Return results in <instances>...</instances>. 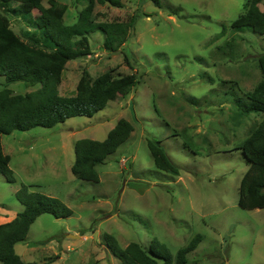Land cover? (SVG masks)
<instances>
[{
  "label": "rangeland",
  "instance_id": "obj_1",
  "mask_svg": "<svg viewBox=\"0 0 264 264\" xmlns=\"http://www.w3.org/2000/svg\"><path fill=\"white\" fill-rule=\"evenodd\" d=\"M59 1L68 5L64 23H76L83 4ZM245 1L160 0L161 8L150 0H124L121 9L95 5V23L125 22L135 13L140 18L118 52L103 47L100 32L92 34V54L66 64L59 95L73 96L83 71L92 80L110 70L134 73L138 84L127 98L115 95L91 118L2 137L16 183L0 175V224L23 210L15 198L21 185L57 198L72 211L69 218L45 214L36 219L25 241L14 246L23 262L120 264L105 248L104 234L121 248L131 242L147 248L157 239L174 256L199 234L203 240L187 264H264V209L238 206L248 166L235 150L264 115L236 120L227 97L233 84L251 92L262 78L257 58L264 52V35H234L229 29ZM42 5L49 6L47 0ZM258 6L263 11L264 0ZM172 8L180 11L174 14ZM21 27L12 22L15 33ZM231 38L234 52L219 53L217 48ZM2 83L0 79V90ZM40 87L23 82L8 86L20 96ZM120 119L134 130L96 167L98 183L75 178L70 171L75 143L103 141ZM149 140L160 142L171 162L169 172L156 169Z\"/></svg>",
  "mask_w": 264,
  "mask_h": 264
},
{
  "label": "trees",
  "instance_id": "obj_2",
  "mask_svg": "<svg viewBox=\"0 0 264 264\" xmlns=\"http://www.w3.org/2000/svg\"><path fill=\"white\" fill-rule=\"evenodd\" d=\"M43 1L0 0V79H3L0 90V175L9 184H15L16 179L3 152V136L36 127L51 129L75 117L91 118L115 95L127 98L138 84L134 73L118 75L110 70L92 80L88 72L83 71L75 94L60 96L58 86L66 64L92 54L88 38L100 32L103 47L109 52H118L133 33L140 15L135 13L125 22L95 23V5L121 9L124 0H75L77 4H83V8L76 23L66 25L64 16L68 5L59 0H47L49 6L44 7ZM150 1L161 8L160 0ZM259 3L260 0L245 1L243 12L230 24L231 33L251 31L264 35V10H260ZM171 11L175 14L180 8ZM12 22L22 25L20 34L13 31ZM225 30L224 26L220 35ZM235 48V40L231 38L217 51L230 56ZM257 63L262 78L251 92L240 91L237 84L229 87L231 92L227 97L235 109L236 120L251 114L264 115V52L258 56ZM16 82L41 87L23 96L14 95L8 86ZM133 130L131 122L120 119L103 141H77L71 174L79 180L98 183L96 167L113 155L130 138ZM147 146L156 169L169 172L171 162L160 142L149 140ZM235 150L241 152L248 166L238 188V206L250 211L264 209V117ZM29 188L21 185L15 194L23 210L11 221L0 224V264H28L16 254L14 246L25 241L38 217L45 214L56 219L72 216V211L57 198L31 192ZM202 240L201 235H195L173 256L157 239H153L147 248L135 242L121 248L112 235L102 237L105 248L120 264H187V256Z\"/></svg>",
  "mask_w": 264,
  "mask_h": 264
},
{
  "label": "crops",
  "instance_id": "obj_3",
  "mask_svg": "<svg viewBox=\"0 0 264 264\" xmlns=\"http://www.w3.org/2000/svg\"><path fill=\"white\" fill-rule=\"evenodd\" d=\"M11 220H12V219H11ZM11 220H10V221H11Z\"/></svg>",
  "mask_w": 264,
  "mask_h": 264
},
{
  "label": "water",
  "instance_id": "obj_4",
  "mask_svg": "<svg viewBox=\"0 0 264 264\" xmlns=\"http://www.w3.org/2000/svg\"><path fill=\"white\" fill-rule=\"evenodd\" d=\"M71 237H73V236H71Z\"/></svg>",
  "mask_w": 264,
  "mask_h": 264
}]
</instances>
